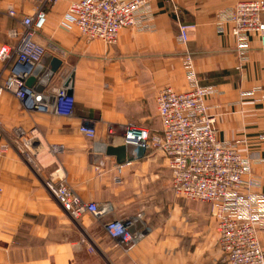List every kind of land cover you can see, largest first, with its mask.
<instances>
[{"label":"crops","instance_id":"crops-1","mask_svg":"<svg viewBox=\"0 0 264 264\" xmlns=\"http://www.w3.org/2000/svg\"><path fill=\"white\" fill-rule=\"evenodd\" d=\"M73 1L78 0L43 6L46 23L34 35L46 51L37 85L44 86L48 110L29 109L12 94H0V264H223L210 207H186L173 199L160 152L135 158L126 148L117 184L116 157L105 150L123 146L127 125L159 134L157 91L183 93L193 75L200 86L215 89L206 105L218 139L250 157L264 194V51L253 37L241 62L234 39L215 27L218 12L250 0H148L150 30L123 29L108 49L100 41L86 42L68 23ZM38 7L34 0H0V48L11 43L8 31L20 28V19ZM181 23L194 26L186 44L178 41ZM52 57L62 62L54 75ZM6 75L0 63V81ZM61 87L73 99L69 115L53 110ZM84 123L94 127L93 139L79 133ZM50 179L65 181L85 203L109 207L108 214L72 219L47 191ZM111 220L130 221L137 243L109 238L104 226ZM259 240L264 247V233Z\"/></svg>","mask_w":264,"mask_h":264},{"label":"built area","instance_id":"built-area-1","mask_svg":"<svg viewBox=\"0 0 264 264\" xmlns=\"http://www.w3.org/2000/svg\"><path fill=\"white\" fill-rule=\"evenodd\" d=\"M37 10L20 19V28L8 31L11 41L0 48V63L7 75L0 81V94H12L26 108L48 110L47 96L25 87L46 51L34 42V35L46 23L45 5L58 0H34ZM148 0H78L67 7L66 20L86 42L100 41L108 49L116 45L123 29L150 30L153 19ZM16 19V12L8 9ZM218 34L228 33L235 41V53L241 62L246 60L251 40L257 37L264 51V0L240 1L234 7L217 13ZM194 26L178 25V41L186 44ZM187 67L190 59L187 58ZM191 76L190 88L177 93L163 87L155 95L157 116L161 123L159 134L137 126L124 127L123 146L134 152L157 150L166 161L171 176L173 195L184 201L207 204L215 224L223 264H264V247L259 236L264 233V194L261 181L252 173L250 157L241 155L236 144L218 139L215 117L209 115L206 98L216 93L212 87L200 86ZM63 87L56 89L53 110L69 115L73 99ZM88 139L95 137L91 123L79 127ZM112 136L114 130L108 129ZM122 165H116L114 181L120 184ZM63 211L78 220L85 214L100 218L109 207L85 203L65 181L50 179L44 183ZM2 189L0 187V196ZM130 221L111 220L105 223V234L114 240L134 245L138 234H130Z\"/></svg>","mask_w":264,"mask_h":264},{"label":"water","instance_id":"water-1","mask_svg":"<svg viewBox=\"0 0 264 264\" xmlns=\"http://www.w3.org/2000/svg\"><path fill=\"white\" fill-rule=\"evenodd\" d=\"M51 63H52V69H51V74L54 75L58 72V70L60 69L62 62L57 59L52 57L51 59ZM39 70H40V66L37 67L33 73V75L31 77H29L26 81H25V87L28 89H34L35 88V93L36 94H42L44 91V86L42 85H37V76L39 75ZM39 77V76H38ZM68 96H71V93L68 92L67 94ZM105 154L106 156H114L116 157L117 160V165H122L123 163V158H125L126 155V147L125 146H119V147H112V146H108L105 150ZM143 154V150L139 149L138 150V157H141ZM130 234L132 233V230L129 229L128 231Z\"/></svg>","mask_w":264,"mask_h":264},{"label":"rangeland","instance_id":"rangeland-1","mask_svg":"<svg viewBox=\"0 0 264 264\" xmlns=\"http://www.w3.org/2000/svg\"><path fill=\"white\" fill-rule=\"evenodd\" d=\"M42 172V171H41ZM39 173L38 172V174H37V176L39 177V179H40V181L41 182H44L43 180H45L44 179V176L42 175V173ZM41 187V186H40ZM174 196V195H173ZM172 196V197H173ZM173 199H175V200H177V202H179L181 205H183V206H185V205H187L186 207H190V206H195V205H198L199 206V203L198 202H194V204L192 203V202H188V201H184V200H182V199H178V198H176L175 196L173 197ZM184 202H188V204H186V203H184ZM189 211V210H188ZM189 215V214H188Z\"/></svg>","mask_w":264,"mask_h":264}]
</instances>
